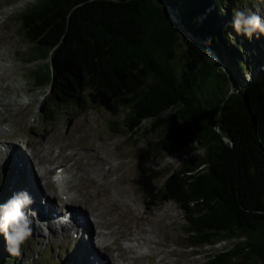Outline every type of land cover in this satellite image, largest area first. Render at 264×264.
Instances as JSON below:
<instances>
[{
	"label": "trees",
	"instance_id": "trees-1",
	"mask_svg": "<svg viewBox=\"0 0 264 264\" xmlns=\"http://www.w3.org/2000/svg\"><path fill=\"white\" fill-rule=\"evenodd\" d=\"M253 3L38 0L15 20L33 61H47L30 80L51 87L56 105L79 107L88 90L125 109L128 134L148 121L157 156L203 149L166 175L161 202L178 205L191 248L235 240L206 264L264 258V34L248 39L232 26L234 9ZM2 187L0 202L17 193ZM13 257L0 235V264Z\"/></svg>",
	"mask_w": 264,
	"mask_h": 264
},
{
	"label": "rangeland",
	"instance_id": "rangeland-1",
	"mask_svg": "<svg viewBox=\"0 0 264 264\" xmlns=\"http://www.w3.org/2000/svg\"><path fill=\"white\" fill-rule=\"evenodd\" d=\"M37 1L0 0V68L8 72L10 88L7 93L0 90V101L10 110L7 113L0 107V142H4L5 145L14 144L18 156H21L19 153L21 152L26 161L29 159L32 170L34 159L25 148V144L31 145V152L43 159L42 165L52 163L53 159L54 164L73 162V158L69 156L71 152L69 148H78L74 151L81 156L84 154L80 163L82 170L78 171L71 183V188L76 190L70 192L71 196H75L70 197L74 201L72 203L80 206V211L86 212L89 219L93 218L99 224L119 218L117 215L107 216L109 213L103 204L108 206V210L112 207L110 206L112 201H117L123 206L129 203L132 210V214H127L122 206L121 211L125 213V217L120 220L121 224H114L106 229L112 235L114 232L117 233L110 236L105 231L104 238L110 246L108 256L115 262L121 260L122 264H206L207 255L231 249L235 240L191 248L190 240L186 236L187 220L178 205L172 201L161 202L162 185L166 175L180 170L186 161L201 157L202 148H186L176 155L162 153L157 156L153 150L156 135L149 133L150 123L148 121L143 123L142 130L135 135L128 134L123 128L126 111L115 101L96 100L90 91L85 90L83 92L85 99L81 106L72 105L70 102L61 106L53 102L54 94L51 87H34L30 76L47 61H33L38 51L21 38L15 20L20 13ZM250 1L247 0V3ZM240 9L254 11L259 9L261 14H264V0H254L253 4ZM45 71L46 68L42 67L40 74H44ZM212 76L214 80L218 79V82H221L220 77L214 74ZM0 85L5 87L7 84L0 82ZM4 117L6 122H3ZM112 127L116 133L112 132ZM41 145L44 149L39 150ZM95 153H99L106 161L108 160V163L102 165L95 163L92 160ZM51 163L45 165L46 168ZM87 172L91 174L83 176ZM79 174L82 175L79 177ZM1 175L2 171L0 177ZM4 182L5 180L0 179V189H3ZM10 182L16 183L14 178L10 179ZM75 184L82 185L76 187ZM36 192L41 193V189L35 187ZM44 193H41V197L35 195L34 199L42 201L45 199ZM87 198L89 200H86ZM2 203L1 201L0 204ZM99 211H103L104 215H98ZM27 212L29 216L30 211ZM129 220L132 222L127 226ZM113 227L114 231L111 230ZM88 231L91 235V228ZM118 231L124 236L127 231L128 233L133 231L132 234H136L140 242L119 238ZM141 232L146 233V236L142 238ZM57 237L49 239L45 235L32 232L30 239L22 246L20 255H14L10 260L14 264H70L67 262V254H71L69 250L74 249L73 244L77 241L71 235L66 239ZM113 238L117 239L120 247L114 248L111 244ZM144 239L148 241L146 246L141 245ZM91 244L88 242L84 247L87 252L90 251L89 253H93L94 249ZM128 248H132L134 254L127 252L123 256L119 254L120 249L127 251ZM97 249L98 252H94V255L102 253V248L98 246ZM133 255H141L142 259L134 261ZM9 257L11 258L10 255ZM102 263L106 264V261L103 259ZM250 264L264 263L254 261Z\"/></svg>",
	"mask_w": 264,
	"mask_h": 264
},
{
	"label": "bare ground",
	"instance_id": "bare-ground-1",
	"mask_svg": "<svg viewBox=\"0 0 264 264\" xmlns=\"http://www.w3.org/2000/svg\"><path fill=\"white\" fill-rule=\"evenodd\" d=\"M7 73H8L7 71H5V70L0 68V82H2V83L5 82L7 84L5 87L4 86L2 87L0 85V90L2 89V91L4 93H7V91L10 90L9 85H8V74ZM0 107H3L6 110L7 113H8V111H10L9 107L8 106H3L1 101H0ZM8 116L9 115H7V117ZM6 121L7 120L4 117V121L3 122H6ZM17 136H19V135H17ZM39 144H40V142H39ZM25 146L27 148H30L31 151H32V146L31 145L25 144ZM42 149H44L43 145H41L39 150H42ZM69 149H71V152L69 153L70 155L69 154L68 155L73 158V162L69 161L68 163H65V164H60V163H55L54 164L53 163L54 159H53L52 163L51 162H49V163H51L50 165L54 164V168H46L45 165H47L49 163H45L44 165H42L41 161L43 159L41 157L36 156L35 153L32 152V156H33V159H34L32 165H33V170L35 172V177L37 176L36 172L39 173V170H41L43 179L46 180V178H48V176L50 174H52L53 171H55L56 169L60 168V170L62 169V171L67 173L68 180L66 182L67 187L61 192L57 191L54 188L50 189V187L48 186L49 185L48 182H46L45 187L41 185V193H44V189H45V190L48 191V193L50 195L48 193H44L45 194V199L43 198V200H42L43 202L41 200L38 202L37 199L33 198L34 203L30 206V209H28L26 211H30L29 216H31L30 219L33 222L32 223V232L33 233H35L37 235H40V234L41 235H45L49 239H50V237L54 238L56 236H58L57 238H59L61 236L65 237L64 235L69 234L75 240H78L80 243H82L83 247H86L88 242L92 243L93 245L92 244L91 245L94 246V249L92 250V252L93 253L94 252H98V251H96V249L99 246L97 238L98 237H105L106 236V232L110 236H113L115 233H117V232H114L113 235H112V233L109 232V230H106V229H109L114 224H116V225L121 224L120 220L125 217L124 216L125 213L123 214L122 211H121L123 205L120 204L117 201H112L111 204H110V206H112V207L107 210L108 206L103 204V206H105V210L107 211V213H109V214H107V216L111 217L113 215H117L119 218L118 219H110V221L107 222V223L99 224V223L95 222V220H93V218L89 219L88 218V214L86 212L80 211V206L78 207V205L76 203H72L74 201H72L70 197H75V196H71L70 192L72 190L74 191L75 189L71 188V183H72V179L75 178V176L77 175L78 171L82 170V168L80 167L81 166L80 163H81L82 159L84 158V154L81 156L80 153L74 151V150H78V148L77 149L69 148ZM19 153L22 156V157L20 156L21 158L18 156L17 152L15 151L14 144L13 145H8V144L5 145L4 142H0V162H3V164H5L6 162H10V164H12V167L14 168V171H15L14 181H16V179H17V174L20 173L22 170L26 169L25 167L28 164V161H26V159H24V155H22L21 152H19ZM85 156H86V153H85ZM92 160H94V162L98 163L99 165H102L103 163H108V160L106 161V159H104L101 155H99V153H95L92 156ZM29 165H30V163H29ZM93 168H94V166L92 167V169ZM2 169L3 168H1V166H0V171ZM89 173L90 172H87L83 176L87 177V175ZM80 175H82V174H79V177H80ZM90 181H92V179ZM73 182L75 183L76 180H73ZM81 185L82 184H80V185L79 184H75L76 187H79ZM98 187H100V185H98ZM42 189H43V191H42ZM83 191L86 193L85 190H83ZM36 195L41 197V194H36ZM87 195H91V193H87ZM86 200H89V199L87 198ZM52 204H53V207H52ZM129 205H130L129 203L124 204L123 210H124V212L126 211L127 214L128 213L132 214V210H131ZM33 212L36 213L35 216L32 215ZM102 214L104 215L103 211H99L98 212V215H102ZM60 222H62L64 225L61 226L60 224H58ZM131 222L132 221L129 220L128 223H127V226ZM57 224L60 226V228H56ZM90 228H91V232L90 233H91L92 236L89 235V231L88 230H90ZM114 229H115V227L111 228L112 231H114ZM132 232L128 233V231H127L126 236H124L121 232H119L118 235H119V238L128 239L131 242H136V243H138L137 241L140 242V239H138L137 235L136 234H132ZM140 235L143 238L144 236H146V233L141 232ZM103 242H104L103 247H101L103 249L102 253L99 252L100 254H95L94 255L93 253H89L90 252L89 251L88 252L89 255H87V254L84 255L83 259L85 261V264H101L103 259H104V261H106V264H122L121 260L119 261L120 263L119 262H115L113 258H110L108 256V252L110 253V246L108 244L107 239L104 238ZM147 242L148 241L144 239L143 243H141V245L142 246H146ZM95 243H97L98 246ZM111 244L114 245V248H115V246L120 247L119 242L117 241L116 238H113L111 240ZM127 247H130V246H127ZM115 252H117V251L115 250ZM125 252L130 253V254L131 253L134 254V251H133L132 248H128L127 251L123 250V249L119 250V254L121 256H123L125 254ZM141 255L140 256H138V255L134 256L133 255L134 256L133 260L134 261H140L142 259ZM110 256H111V254H110ZM115 257L116 256H114V258ZM127 258H128V255H127ZM130 258L132 259V257H130ZM115 260L117 261V259H115Z\"/></svg>",
	"mask_w": 264,
	"mask_h": 264
},
{
	"label": "clouds",
	"instance_id": "clouds-1",
	"mask_svg": "<svg viewBox=\"0 0 264 264\" xmlns=\"http://www.w3.org/2000/svg\"><path fill=\"white\" fill-rule=\"evenodd\" d=\"M232 26L234 30L248 39L259 38L264 34V14L259 9H234ZM237 92L232 86L230 94ZM34 203L27 191L14 193L6 202L0 204V235L3 236L7 250L12 255H20L22 246L32 235V220L27 211ZM36 215L35 212L32 213Z\"/></svg>",
	"mask_w": 264,
	"mask_h": 264
},
{
	"label": "water",
	"instance_id": "water-1",
	"mask_svg": "<svg viewBox=\"0 0 264 264\" xmlns=\"http://www.w3.org/2000/svg\"><path fill=\"white\" fill-rule=\"evenodd\" d=\"M218 119H219V117H218ZM218 119H217V121H216V123H215V128L217 127V125H218ZM263 263H264V258H263Z\"/></svg>",
	"mask_w": 264,
	"mask_h": 264
}]
</instances>
